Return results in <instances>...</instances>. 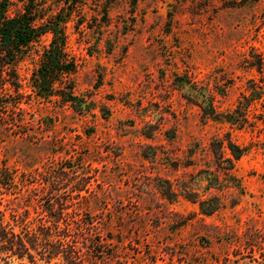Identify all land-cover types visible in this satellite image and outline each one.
I'll return each mask as SVG.
<instances>
[{
	"label": "rangeland",
	"instance_id": "rangeland-1",
	"mask_svg": "<svg viewBox=\"0 0 264 264\" xmlns=\"http://www.w3.org/2000/svg\"><path fill=\"white\" fill-rule=\"evenodd\" d=\"M13 1L25 11L33 0ZM34 1L37 23L65 6L76 98L34 93L27 132L0 128V165H71L88 181L79 206L109 221L127 264H264V72L246 61L264 55V0ZM54 35L18 53L28 92ZM211 103L239 121L205 119ZM227 132L247 148L235 169L242 193L203 172L216 168L210 142ZM186 191L225 206L204 215Z\"/></svg>",
	"mask_w": 264,
	"mask_h": 264
},
{
	"label": "trees",
	"instance_id": "trees-1",
	"mask_svg": "<svg viewBox=\"0 0 264 264\" xmlns=\"http://www.w3.org/2000/svg\"><path fill=\"white\" fill-rule=\"evenodd\" d=\"M37 4L31 1L24 11L13 0H0V128L15 134L27 132L23 128L31 124L26 121L24 104L31 102L34 93L42 96L55 90L67 100L76 98L74 84L66 78L77 72L79 62L67 50L68 34L62 23L65 6L48 22L37 23ZM10 5H14L13 11ZM48 31L55 35L40 55L28 92L18 71V53L33 37ZM246 61L264 72L262 53L255 52ZM56 81L64 85L55 89ZM202 111L205 119L239 121L233 113L218 111L213 103L202 107ZM209 150L216 168L203 172L217 182L224 175L227 183L223 187H234L242 193L244 187L235 169L247 148L227 132L213 138ZM65 164L56 166L50 161L43 170L35 168L30 172L0 165V264H127L118 253L116 238L107 229L109 221L79 206L85 197L83 191L89 192L88 181L78 179L75 171L69 169L71 165ZM165 182L162 194L172 200L179 193L169 180ZM185 197L199 202L204 215H212L225 206L217 195L203 198L186 191ZM237 202L234 198L232 205ZM261 256L264 259V253Z\"/></svg>",
	"mask_w": 264,
	"mask_h": 264
}]
</instances>
